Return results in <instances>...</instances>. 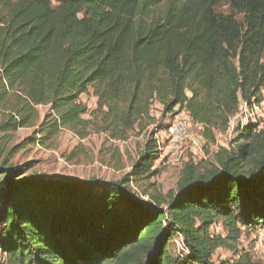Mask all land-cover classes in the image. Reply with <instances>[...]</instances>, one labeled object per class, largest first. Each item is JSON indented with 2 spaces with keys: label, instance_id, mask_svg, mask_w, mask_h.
<instances>
[{
  "label": "trees",
  "instance_id": "1",
  "mask_svg": "<svg viewBox=\"0 0 264 264\" xmlns=\"http://www.w3.org/2000/svg\"><path fill=\"white\" fill-rule=\"evenodd\" d=\"M90 92L94 110L81 101ZM263 100L264 0H0V133L34 128L23 146L51 147L62 130L125 140L154 102L212 140L240 104ZM259 126L240 127L210 165L186 164L163 198L150 182L154 133L118 181H53L2 160L0 264H257L236 244L241 229L264 228ZM177 234L188 253L173 258ZM219 248L235 259L213 262Z\"/></svg>",
  "mask_w": 264,
  "mask_h": 264
},
{
  "label": "rangeland",
  "instance_id": "2",
  "mask_svg": "<svg viewBox=\"0 0 264 264\" xmlns=\"http://www.w3.org/2000/svg\"><path fill=\"white\" fill-rule=\"evenodd\" d=\"M222 7L221 11H225ZM81 101L89 110L96 108V99L92 93L81 96ZM39 119L42 122L48 107L38 106ZM151 122L143 131L135 130L127 139L111 141L103 133L91 131L84 139H79L72 132L62 130L51 147L26 144L24 141L32 134L34 128H23L3 135L0 133V162L7 161L8 166L30 165L27 175L43 176L45 179L62 182H81L89 179L118 181L131 172L132 164L142 152L150 134H159L163 140L160 158L155 162L156 175L151 179L155 189L152 191L160 197L175 191L180 174L186 164L199 168L211 164L213 156L220 149H230L240 127L251 123L264 126V100L255 108H247L240 104L238 111L231 118L224 132H215L214 139L203 137L201 128L194 126L190 138L182 144L171 145L161 132L168 123L162 111V106L154 102L150 107ZM90 119V116H85ZM160 132V133H159ZM73 153L72 160L66 157ZM132 194L148 201L142 196L141 189L131 187ZM164 206V204H163ZM242 234L237 241V251L247 254L257 264H264V228L256 230L241 229ZM211 235L226 236L219 225L210 228ZM173 258L177 252L173 245L168 247ZM234 253L227 248H219L213 254L215 263L234 260Z\"/></svg>",
  "mask_w": 264,
  "mask_h": 264
},
{
  "label": "built area",
  "instance_id": "3",
  "mask_svg": "<svg viewBox=\"0 0 264 264\" xmlns=\"http://www.w3.org/2000/svg\"><path fill=\"white\" fill-rule=\"evenodd\" d=\"M253 108H255V106H253ZM166 119H168L167 126L161 132H163V136H165V139L171 145L182 144L190 138L193 123L187 112L181 111L173 116L171 114H167ZM160 138L161 137L159 136V134H154V140L157 144L159 153L162 151L163 144V140H161ZM216 228L217 226L214 225L213 229ZM171 244L176 250L177 256H182L188 253L182 235L177 234L175 237H173Z\"/></svg>",
  "mask_w": 264,
  "mask_h": 264
}]
</instances>
